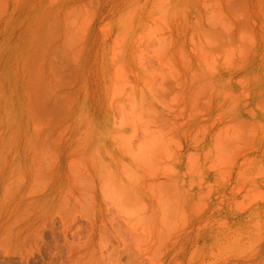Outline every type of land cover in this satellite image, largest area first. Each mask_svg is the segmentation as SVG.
Segmentation results:
<instances>
[{
	"label": "rangeland",
	"instance_id": "obj_1",
	"mask_svg": "<svg viewBox=\"0 0 264 264\" xmlns=\"http://www.w3.org/2000/svg\"><path fill=\"white\" fill-rule=\"evenodd\" d=\"M0 264H264V0H0Z\"/></svg>",
	"mask_w": 264,
	"mask_h": 264
}]
</instances>
